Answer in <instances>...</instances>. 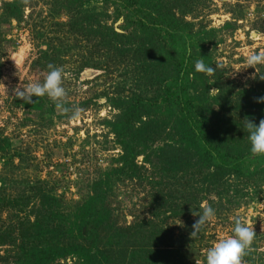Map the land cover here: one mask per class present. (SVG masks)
Instances as JSON below:
<instances>
[{
	"label": "rangeland",
	"instance_id": "1",
	"mask_svg": "<svg viewBox=\"0 0 264 264\" xmlns=\"http://www.w3.org/2000/svg\"><path fill=\"white\" fill-rule=\"evenodd\" d=\"M154 3L185 28L191 73L201 57L214 68L213 74L195 73L188 86L200 106L217 110L218 98L225 97L245 107L232 111L236 120L244 122L246 112L255 122L262 119L264 103L256 99L264 97V64L253 69L245 60L251 52H264V0H145L148 11ZM128 14L106 0H0V82L6 87L0 85V205H5L0 206V264H27L30 250L39 264L49 241L30 239L37 209L50 204L69 218L95 183L108 187L104 201L118 227L114 239L121 241L105 253L109 233L99 229L96 260L103 264H205L206 251L232 235L234 217L252 224L256 233L243 264H264V160H245L240 173L233 168L216 188L203 178L206 167L187 162L178 172L157 160L158 148L180 137L174 116L153 98L167 77L176 76L177 61L158 54L165 42L161 30L151 23L140 28L137 13ZM48 64L63 68L67 106L81 110L78 119L47 96L32 97L34 103L15 98L12 90L21 82H43ZM134 96L159 108L152 106L148 115L133 109L118 133L115 127L126 115L119 116L122 108L114 102ZM222 132L247 154L244 127ZM122 141L138 151L135 164L127 167ZM204 201L215 209V218L192 239L198 219L192 212L201 211ZM60 216L57 222L65 225ZM83 240L78 242L87 246ZM65 241L62 237L59 246ZM83 262L67 253L44 264Z\"/></svg>",
	"mask_w": 264,
	"mask_h": 264
},
{
	"label": "trees",
	"instance_id": "2",
	"mask_svg": "<svg viewBox=\"0 0 264 264\" xmlns=\"http://www.w3.org/2000/svg\"><path fill=\"white\" fill-rule=\"evenodd\" d=\"M106 1L112 2L117 10H130V14L128 15L131 17L137 13L139 16L138 22L140 23V28L144 29L148 23H151V26L155 30L158 32L161 30L163 34L162 38L165 42L159 47L158 54H160V52L163 54L164 52L166 56H172L177 61L176 76L167 77L168 81L161 85V93H158V95L153 98L154 100H160V106L162 107L161 109L164 110V113L174 116V127L180 137H178L176 141L164 142L162 146L158 148L159 155L156 154L157 152L155 153L157 160L162 162L164 167L165 165H170L171 168L178 172L181 169H186L184 164L187 162L194 166H200V168L206 167L208 171L203 178L207 179H205V182H208L212 188H216L224 181V179H222L224 174L230 172L233 168H236L240 173L245 167L243 165L245 160L250 162L264 160V157H252L249 151H247L246 154L244 149L238 148L237 144L231 145L229 141L231 139L227 140V138L222 135V129H230L233 134L234 131H238L239 128L244 127V122L236 120L233 117L232 111L236 109H242L244 111L245 107L239 106L238 104L236 106L233 100L222 97L217 100V110L208 108L209 114H207V110L200 106L198 96L188 91V86L194 85V79L190 78L193 69V65L191 64L192 56L187 53L188 45L185 28L177 24L172 13H162L161 10H163V7L160 8V6H158L159 3H154L155 9L148 11L145 7V0ZM140 15H142V17ZM115 38L114 36L111 42H114ZM147 75L148 81L151 82L153 80L151 73L147 72ZM122 100L123 101L116 100L114 102L119 108H122V113L119 116L123 118L126 115V119L121 120L115 127L116 131L121 134H123V129H125L128 123L129 116L134 114L133 109L140 110L139 115H141L142 112L148 115L152 106H154L155 109L159 108L158 103H147L148 101L141 96H134L130 99L125 98ZM124 103L126 106H123ZM140 105H142L141 109L143 107L145 109L141 110L138 108ZM262 111L264 114V110ZM246 113L249 114H243L245 119H251L258 125L261 117L259 121H257V119L255 122V120L252 119V113ZM239 117H241V113H239ZM143 131L144 128L142 132ZM173 134L176 133L173 131ZM131 135L133 136L134 134L131 133ZM247 136L248 134L246 137ZM122 146L124 149L122 156L124 159V167H127L128 163L132 165L135 164L134 155L137 154L138 151H135L129 143H125L124 141H122ZM248 153L250 155H248ZM128 158L131 161L128 160ZM146 160H148L147 157ZM231 165H233V167ZM210 169L213 170L209 171ZM107 188V185L103 187L100 186L99 183H95L91 190V194L69 218L61 214L66 220L65 225L64 223H58L59 221L57 222L56 217L58 218L60 214L53 212L50 204H48V206L42 204L37 209L35 220L32 223L33 232L30 239L39 241L47 238L49 241L48 247L41 250V260L39 264L41 262L44 264L46 260L52 257L54 258L67 253H74L82 257L84 262L81 264H103V261L96 260L97 254L95 249H97L98 253H101L97 248L99 242V229L101 228V230L105 231V234L109 233V239H106L107 250L105 253L111 251L113 247L119 246L121 242L114 239L119 237L116 232L118 227L114 226L111 209L104 201L107 195ZM41 197L48 198L50 196L43 194ZM0 206L2 208L5 207L4 204ZM23 232L25 233V231ZM26 233H28L27 230ZM120 233H122V231ZM62 237L67 239V241L60 247L59 243ZM80 239H84L87 246L83 245V243L80 244L78 242ZM56 244L58 246H56ZM33 254L31 250L27 253V264H36L34 262L36 258H32ZM101 255L102 260H106V257L103 254ZM90 258L95 262L93 263ZM115 264L128 263L118 260Z\"/></svg>",
	"mask_w": 264,
	"mask_h": 264
},
{
	"label": "clouds",
	"instance_id": "3",
	"mask_svg": "<svg viewBox=\"0 0 264 264\" xmlns=\"http://www.w3.org/2000/svg\"><path fill=\"white\" fill-rule=\"evenodd\" d=\"M22 3L28 4L29 0H22ZM245 62L248 67L255 69L257 65L264 64V52L249 53ZM47 68L48 71L44 74L43 82L33 80L27 84H23L22 82L18 84L12 90L15 98L25 103H34L32 97L47 96L56 108L64 114L71 113L70 119H78L81 115V110L67 106L66 98L68 92L63 87V68L54 66L53 64H48ZM195 73L213 74L214 68L206 65L201 57L195 61L194 72L190 74V78H195ZM260 79H264V77ZM0 85L5 87L2 82H0ZM256 102L264 103V97L257 98ZM244 131L248 134L247 138L250 144L249 151L251 156L264 157V118L260 119L258 125L251 119H244ZM200 208L201 211L192 212L194 216H198V219L192 225L190 233L192 239L199 235L203 226L215 218V209L207 201L202 202ZM233 223L232 235L219 239L206 251L205 264H243V257L251 248L256 233L252 224L245 223L239 217H234Z\"/></svg>",
	"mask_w": 264,
	"mask_h": 264
}]
</instances>
